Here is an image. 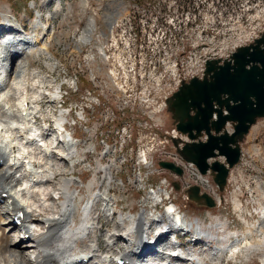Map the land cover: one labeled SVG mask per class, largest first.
Returning a JSON list of instances; mask_svg holds the SVG:
<instances>
[{
  "label": "bare ground",
  "instance_id": "obj_1",
  "mask_svg": "<svg viewBox=\"0 0 264 264\" xmlns=\"http://www.w3.org/2000/svg\"><path fill=\"white\" fill-rule=\"evenodd\" d=\"M58 1L48 0L47 6H44V14L47 19L50 18L49 24L51 23L52 29ZM39 2L43 3L45 0ZM128 2L105 0L101 10L102 14L105 13L102 24L104 29L97 25L92 16L84 20L85 26L82 28L80 41L86 51L88 49L92 51L86 54L90 57L88 59L95 57L96 44L115 33L117 25L128 23V18L132 17V9H135V5ZM111 52H118V45H111ZM153 52H160V44H153ZM4 54L7 55L6 60ZM31 56L29 51L19 45L18 40L9 39L3 46L0 45V264H120L118 262L121 259L124 261L122 264H167L171 252L178 248H172L173 243L169 240L157 257L158 252H151L149 239H152V242L156 240L164 242L175 234V228L188 229L192 226L193 230L190 233L195 240L198 239L197 243L204 242L205 248H210L211 242V253L208 252L210 264H221L227 255L234 258L250 250L259 252L264 249V233L258 232L264 230V217L256 230H247L242 234L230 231L217 235L213 233L211 224L204 227L198 221L188 219L174 202L167 204L163 214L142 208L138 213L132 214L117 210L118 213L114 216L115 197L110 193L114 182L111 168L105 171L106 183L104 186L101 185L98 191H95L93 184H89L94 190L88 199V203H92V209L84 208L81 223L77 228H71L70 223L80 212L76 209L74 198L77 193L80 195L81 191H78L77 187L73 191L70 189L75 184L82 186V181L74 178L75 168L68 162L75 153L67 150L69 141L64 131L65 120L60 118L57 121L59 131L50 130L46 134L43 132L48 128L46 123L38 125L30 120L34 113L40 111L41 106L37 99L41 96L48 97L46 93L49 90L40 88L44 85L39 79L43 78V74L38 76L36 70L27 72L31 77L29 80L33 90L31 92L26 90L24 77L19 74V65L25 66ZM47 65L50 68L54 67L52 62H48ZM10 67L11 73L9 77H5ZM88 72L89 76L96 73V66L90 68ZM61 86L62 84L58 86L57 93L54 92L53 96L59 95ZM122 104H130L129 95H122ZM114 132L116 143H112L111 146L113 151L119 154L118 159L121 162L126 159L124 149L127 132L118 131V126ZM144 138L148 137H144V134H135L136 144L138 143L137 160H141L136 161L138 168L150 163V154L153 153L150 144H143ZM140 142L142 147L139 145ZM262 150L263 148L258 147L254 152L261 154ZM129 151L131 153V150ZM134 151L133 147V153ZM57 161L66 167L62 172L63 177L58 182L54 179L58 172L56 170H60L62 164ZM237 170H240V167ZM66 171L70 172V175ZM253 180L255 184L248 185V192L252 196L254 192H258L259 185L254 175ZM205 187H212V181L205 180ZM37 192H41L40 198ZM246 195L248 196L247 193ZM252 199L253 202L248 200L245 211L255 210V206L252 205V209L250 207V204L256 203L255 198ZM159 200L158 197H151L145 202L157 203ZM261 206L263 204L257 208L260 209ZM232 208L236 211L237 203H233ZM19 212L23 213V217L19 218L20 223H15L17 220L15 215ZM42 213L46 215L43 219L35 216ZM100 213H103L101 215L103 217L111 218L103 223L100 220ZM126 214L131 217L127 221ZM214 224V228L223 225L221 222ZM101 225L103 227L99 237L100 246L96 243L95 249L77 250L78 243L88 238L96 229L99 231ZM255 233L262 234V239H253ZM66 234L70 236L65 237ZM183 249H185L183 257L188 260L195 258L194 249L186 246H183ZM203 249L204 246L200 249L201 258L207 255ZM146 250H149L147 254ZM161 256L162 260L159 261L158 258ZM193 264L209 263L200 259L193 261Z\"/></svg>",
  "mask_w": 264,
  "mask_h": 264
},
{
  "label": "built area",
  "instance_id": "obj_2",
  "mask_svg": "<svg viewBox=\"0 0 264 264\" xmlns=\"http://www.w3.org/2000/svg\"><path fill=\"white\" fill-rule=\"evenodd\" d=\"M89 2L91 7L94 3L92 10L100 15L105 0H88V7ZM198 9L201 8L197 0H135L128 23L117 25L115 33L96 44L92 58L96 73L89 76L91 86L85 88L83 102L76 103L75 108L87 122L120 124L118 131L127 132L126 148L135 134L150 139L153 134L163 135L164 142L172 148L165 145L160 153L184 169V175L179 177L183 188L198 184L215 193L213 183L212 187H205V180H211L209 175H203L194 163L184 161L177 153L172 140L178 137L188 140V137L175 127L164 128L163 113L167 99L183 81L202 77L208 59L228 58L238 46L258 36V29L249 32L240 28L237 36L220 41L212 38L210 41L208 37L189 39L185 34L194 33ZM153 44H160V52H153ZM111 45H118V52H111ZM122 95L130 96V104H122ZM114 138L116 143V132ZM101 142L105 144L104 136ZM150 145L153 153L158 151L153 142ZM129 150L133 154V146ZM244 164L247 163L243 161L240 167L239 189L230 194V203H237L234 212L238 216L255 213L258 195L262 193L258 185V192L246 197V187L253 175L246 173ZM155 170L158 171L156 167ZM163 181L170 184L167 178ZM245 198H256L254 211H245Z\"/></svg>",
  "mask_w": 264,
  "mask_h": 264
},
{
  "label": "rangeland",
  "instance_id": "obj_3",
  "mask_svg": "<svg viewBox=\"0 0 264 264\" xmlns=\"http://www.w3.org/2000/svg\"><path fill=\"white\" fill-rule=\"evenodd\" d=\"M127 2L131 3L132 5H135L134 4L135 0L134 1L127 0ZM197 2L201 9H198V11L196 12L197 21H196L194 33L188 32L185 34V37H188L189 39H193L194 37H197V38L203 37L205 39L206 37H208L210 41H211V38L217 41H220L223 38H230V37L237 36V34L241 30L240 28L245 29L249 32L253 31L257 27L260 30L264 29V0H197ZM21 6H23V3L19 0H0V13L2 11H8L11 8L12 12L17 13L20 16L22 15V11L20 9ZM56 14L57 15L55 16V19H54V26L59 20L58 19L59 14L58 13ZM104 14H102V11H101V14L97 15L98 19L94 18L97 25L103 29L104 27L102 24L104 23V20H103ZM84 26H85L84 21H83V24L80 27H77L76 30L71 29L69 26H64V25L60 26L56 32L57 39H55L56 44H58L59 50L57 52L54 51L53 54L49 56L48 58L44 56V57H40L36 59L35 61L36 67L42 70L40 72L38 71L36 74L38 76L41 75V73L43 74V78L39 77V79L40 81L44 82V85H47L51 88H55L58 84L60 83L63 84V82L65 83L68 81L67 83L68 85L64 86V88H66L67 90L69 89V84L77 83L79 87H82L83 84L91 83V81L89 80L88 71L93 66H96V63L92 61V57L91 59H88L90 57H88L86 54L92 51H90V49L86 51V48H83L84 44L81 43L80 41V36L82 35L81 31ZM94 33H96V31ZM67 42H68V45H67ZM48 62L50 63L52 62L54 64V67L50 68L47 65ZM74 89H75V86H74ZM73 96L74 98L71 96V100H81V94L76 93V94H73ZM67 100L69 99L65 98V101ZM41 106H42L41 110L45 109V113L43 117L50 119L49 112H51L52 108L49 107L48 104L47 105L41 104ZM38 115L42 117L41 113H38ZM163 118H164V126H163L164 128H167L168 126L172 124L168 115L165 114ZM91 125L93 127L98 126L97 124H92V123ZM74 131L77 137L84 138L85 133L82 129L81 123L76 125V129ZM153 136L156 139H154ZM153 136L151 137V139L150 137L144 138L143 144L144 143L152 144L153 142V145L156 147L158 151L150 154L151 156L150 163L146 164L147 166L144 165V167L142 168H144L145 174L149 175L150 178H152L155 181L157 180L162 181L164 180V178L165 179L169 178L170 185L171 187H173V182L177 181L176 176L170 174L169 171H156L155 170V166L157 165V162L159 160L161 159L167 160V157L163 156L160 153V150H162L165 147V145L166 147H169V148H172V146L167 145L164 142L163 135L162 137H160V136H156L155 134H153ZM148 139L149 141H147ZM93 141L95 143V146L97 147V151L87 154V156H85L91 162L93 159L98 158L99 150L101 149V146L98 145V138L94 137ZM260 143L264 145V119L259 120V124H256L253 128H251V131L247 135L245 141L242 143L243 161L244 163H250V166H251L250 174H253V175H256L257 172H261L262 167H263V162L261 161V159L263 157L264 149L261 151V154L254 152L255 148L260 147ZM140 144L142 145V142H140L139 145ZM137 146H138V143H137ZM150 149H152L151 146H150ZM57 162L62 164L61 165L62 167L59 168L60 170H56L58 171L56 174L57 178L55 177L54 179V181L56 182H58L59 179L63 177L62 172L66 168L63 163L59 161ZM42 163H44V161ZM127 170L129 172H133V169L131 168L130 163L123 166V173L121 174L123 177H125L124 174L127 173ZM67 173L68 175H70V172H67ZM235 173L236 174L232 177L231 188L229 186V189L226 188V191L227 190L228 191L227 192L225 191L227 201L223 202L221 206L214 208L212 211H211V207L206 206V205L200 206L197 204V202L191 200L187 194V191L184 188H180L178 190L174 188L175 192L172 198L174 202L179 205L182 213L185 214V216L188 219H192L195 222L198 221L202 226L208 227V225H210L211 222H215V220L211 218V214H219L221 215L220 217L224 219L223 217L227 215V214L225 215L224 206L232 205L233 207V203L231 204L229 203L230 194H233L237 189H239L238 181L241 180V169L237 170ZM74 175L76 178L80 177L82 181L88 184L87 185L88 190L85 187L86 185L84 187L82 186L81 187L84 192L87 191L89 193V197H90V193L94 191L92 190V187H90L89 183L91 184L93 183L96 185L94 189L99 188L98 186L99 184L101 183L104 184L102 174L94 175V173L87 171L84 165L76 167ZM209 177L211 178V175H209ZM65 178L67 179V176H65ZM253 181L254 180L252 176L250 177L251 185L255 184V182ZM78 185L80 186V184ZM248 187L249 186L246 187V193L248 194V196L246 195V197H253L254 195L252 196L249 194ZM112 188H113L114 193L117 192V194H119V196H117L119 197L118 205L122 206L125 212L127 213L130 212L131 214L138 213L142 208L150 210L149 205L151 203L145 202L144 198H146V195L144 194V189H142V187L138 185H134L132 182H126V185L121 186V187H118L117 185L113 183ZM74 189L75 187L74 185H72V188L70 190L73 191ZM77 190L78 191L80 190L82 193V190L79 189L78 187H77ZM88 193H83V197L87 195ZM261 194L258 195L259 204H257V207L263 204L262 203L263 201H261L263 200ZM37 196L38 198H40L41 192H37ZM248 200L253 202L252 198H248V199L245 198L246 208L248 206ZM252 205L256 207L255 202L250 204L251 209H252ZM165 206H166L165 203L159 204L157 206L156 213L163 214ZM102 214L100 213V220H102L103 223H105L109 218H111V217L109 218L103 217L101 216ZM39 215H35V216L38 217L39 219H43V217L46 216L44 213L39 214ZM82 215H83V212L80 211L77 216V218L81 217L80 219L81 221L83 218ZM97 215H99V213ZM77 218L75 220H77ZM130 218H131L130 215H127V217H125V220L127 221ZM228 226L229 228L227 230L233 229L232 227H230L231 225H228ZM102 227L103 225H101V229H99V231L96 229L94 233L92 232L88 238H84L83 240H81L78 243V248L76 247L77 250H80V249L87 250L91 248L93 249L97 248L95 244L96 243L99 244V237L102 231ZM106 227L107 226L105 225L104 228ZM237 228H238L237 232L242 234L243 230L240 229L239 227ZM213 233L219 235V233H216V231H213ZM188 237L189 239L193 238V236H189V235ZM165 242L167 243L168 241L166 240ZM182 244L183 246H186L187 248L196 249L198 252H200V249L203 247L202 244L204 243L202 242V243H199L193 246L192 243H190L188 239L183 238ZM205 247L206 246H204L203 250L205 253H207V255L206 257H203L201 259L204 260L205 263L210 264L211 259H210L209 253H211V248H205ZM225 263L226 261L222 262L221 264H225ZM236 264H264V249L259 252L250 250V251L245 252L244 254H240L237 258Z\"/></svg>",
  "mask_w": 264,
  "mask_h": 264
},
{
  "label": "water",
  "instance_id": "obj_4",
  "mask_svg": "<svg viewBox=\"0 0 264 264\" xmlns=\"http://www.w3.org/2000/svg\"><path fill=\"white\" fill-rule=\"evenodd\" d=\"M168 111L176 127L192 140L179 147L180 140L175 139L178 152L203 173L211 169L214 181L224 191L230 168L240 160L241 143L258 118L264 116V33L239 47L230 59L208 60L204 77L183 82L169 98ZM228 124L233 125L231 132ZM203 130L208 140L195 141ZM218 156H224L226 162L209 163ZM159 164L179 174L183 172L173 162ZM174 185L180 188L179 183ZM187 192L198 205L215 206L214 199L200 193L199 186Z\"/></svg>",
  "mask_w": 264,
  "mask_h": 264
}]
</instances>
